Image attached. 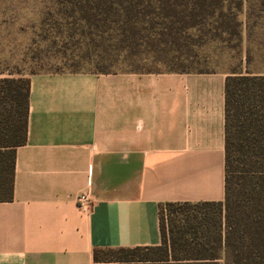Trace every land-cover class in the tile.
<instances>
[{"label":"crops","instance_id":"obj_1","mask_svg":"<svg viewBox=\"0 0 264 264\" xmlns=\"http://www.w3.org/2000/svg\"><path fill=\"white\" fill-rule=\"evenodd\" d=\"M227 70L29 77L26 141L0 201V264H116L161 242L159 204L224 199ZM94 203L81 212L76 196Z\"/></svg>","mask_w":264,"mask_h":264},{"label":"trees","instance_id":"obj_2","mask_svg":"<svg viewBox=\"0 0 264 264\" xmlns=\"http://www.w3.org/2000/svg\"><path fill=\"white\" fill-rule=\"evenodd\" d=\"M52 1L38 34L90 72L209 71L184 64L207 43L239 60L224 84V199L161 203L158 245L95 248L94 260L264 264V0ZM159 60L180 68L148 65ZM10 74L0 72V201L13 198L27 137L29 77Z\"/></svg>","mask_w":264,"mask_h":264},{"label":"rangeland","instance_id":"obj_3","mask_svg":"<svg viewBox=\"0 0 264 264\" xmlns=\"http://www.w3.org/2000/svg\"><path fill=\"white\" fill-rule=\"evenodd\" d=\"M52 2V0H0V72L2 74L11 73L12 76L20 74L27 77L32 72L88 71L92 67V63L87 60L74 62L75 58L69 56V50L63 53L62 50H58L57 44H53L50 39H42L38 34V22L47 7L54 9ZM215 48V44L207 43L198 57L184 62L185 68L229 71L239 61L238 58H229L230 55L220 51L218 47ZM148 65L156 70L179 67L162 60ZM130 67L124 63L118 68Z\"/></svg>","mask_w":264,"mask_h":264},{"label":"built area","instance_id":"obj_4","mask_svg":"<svg viewBox=\"0 0 264 264\" xmlns=\"http://www.w3.org/2000/svg\"><path fill=\"white\" fill-rule=\"evenodd\" d=\"M94 198L89 192H82L76 196L78 209L83 213H89L93 207Z\"/></svg>","mask_w":264,"mask_h":264}]
</instances>
